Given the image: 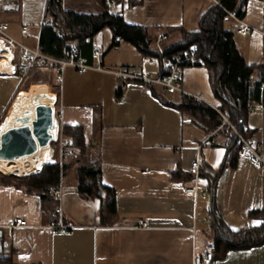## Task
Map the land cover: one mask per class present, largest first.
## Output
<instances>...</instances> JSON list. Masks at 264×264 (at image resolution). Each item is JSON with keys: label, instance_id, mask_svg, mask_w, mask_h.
Returning a JSON list of instances; mask_svg holds the SVG:
<instances>
[{"label": "crops", "instance_id": "obj_1", "mask_svg": "<svg viewBox=\"0 0 264 264\" xmlns=\"http://www.w3.org/2000/svg\"><path fill=\"white\" fill-rule=\"evenodd\" d=\"M110 1L118 5L109 10L112 14L149 31L154 50L164 44L157 43L159 34H167L165 44L177 42L182 32L198 31L201 18L218 5L216 0ZM13 2L15 7L0 13V24H6L9 35L25 47L37 49L47 0H8V6ZM239 7L240 22L228 18V30L235 32L245 63L255 67V81L264 74V0H238ZM62 9L97 15L103 6L99 0H63ZM241 24L251 28L245 37L236 34ZM24 26L29 28L28 37L20 31ZM113 43L109 29L93 38L91 48H98L101 55L92 52L87 62L84 59L92 68L85 73L52 65L22 74L19 50L10 59L12 68L0 72L2 117L24 88L32 86L30 93L49 92L59 127L82 128L86 145L84 161L74 162L72 147L71 157L56 158L60 164L73 163L58 185L59 201L53 196L42 200L24 186L0 184V252L13 264H193L194 255L212 249V207L232 232L261 224L250 214L264 209V166L253 167L241 148L229 166L227 153L236 138L218 127L211 130L179 110L184 95L118 78L115 72L137 71L155 79L161 66L153 58L142 66L143 57L133 45ZM59 74L62 80L56 83ZM181 82L188 98L198 96L209 108L222 110L204 66L184 67ZM120 87L123 92L117 97ZM244 130L261 145L264 155V103L250 107ZM49 149L45 163L53 162ZM196 160L202 170L191 179L190 166ZM81 164L97 169L101 184L111 190L115 215L107 218L108 224L99 217L107 193L100 200L86 198L77 190ZM186 188L197 191L188 193ZM57 207L73 228L52 235L49 228L58 220ZM16 219L25 225L14 227ZM10 227L11 237H7ZM211 264H264V244L220 257L215 254Z\"/></svg>", "mask_w": 264, "mask_h": 264}, {"label": "trees", "instance_id": "obj_2", "mask_svg": "<svg viewBox=\"0 0 264 264\" xmlns=\"http://www.w3.org/2000/svg\"><path fill=\"white\" fill-rule=\"evenodd\" d=\"M216 1L218 5L213 6L201 18L198 31L182 32L177 42L164 43L162 53H159L158 49H152L154 38L149 36V31L145 27L126 23L121 15L110 12L103 5V0H99L103 9L97 15L65 12L61 0H47L45 22L41 28L38 49L42 54L57 60H68L72 51L76 50L77 57L87 62L92 53V40L103 29L111 31L113 40L120 39L133 45L142 57L156 59L160 66L172 60L175 55L194 49L200 61L199 65L204 66L209 72L211 88L221 102L220 108L226 110L230 122L249 139L248 133L244 130L245 120L252 105L264 103V74L259 79L252 80L255 67L245 63L237 49L235 32L225 27L228 20L227 12H235L238 18L242 17L241 7L236 8L238 0ZM118 44L113 43L114 46ZM122 92L123 88L120 87L116 93L117 97ZM178 108L211 130L218 127L215 112L206 104L184 96ZM60 132L70 140L72 149L76 151L73 154L76 160L74 162L84 161L86 145L82 128L61 126ZM232 135L235 139V135L233 133ZM50 146L55 151L53 162L41 164L39 173H31L34 175L28 174L30 176L25 177L6 176L0 173V184L24 186L37 192L42 200L52 199V191L58 187L63 173L73 163L69 161L60 164L56 160L57 145L51 143ZM229 148L227 163L233 166L241 145L237 141L236 145ZM190 178H194L192 174ZM212 187L214 188V184ZM77 190L86 198L100 200L101 194L107 193V200L99 211V217L103 224H108L107 218L115 215L114 199L111 190L101 184L99 171L93 166L79 165ZM250 216L260 220L261 224L242 232H232L221 221L217 209L212 207L210 224L213 258L215 254L220 257L231 250L248 249L264 244V209L253 212ZM0 264L13 263L6 253L0 252Z\"/></svg>", "mask_w": 264, "mask_h": 264}, {"label": "built area", "instance_id": "obj_3", "mask_svg": "<svg viewBox=\"0 0 264 264\" xmlns=\"http://www.w3.org/2000/svg\"><path fill=\"white\" fill-rule=\"evenodd\" d=\"M63 1V0H61ZM103 5L108 9H116L118 5L110 0H103ZM15 7L14 2L11 6H8V0H0V13L9 11ZM227 18H231L237 22H240L236 17L235 12H227ZM251 28L246 24H241L240 28L236 30V34L240 37H245ZM21 33L25 36H29V28L27 26L21 27ZM168 40L167 36L164 34H159L156 38L158 44H163ZM121 40H114L115 43H119ZM0 43L4 46V50H6L10 54L11 60L14 59V54L16 50H19V57L24 63V67L22 68V74H26L28 70L37 68V69H47L52 65L58 66L60 69H64L67 67H71L76 69L79 73H85L88 70L92 69L87 66L83 59L77 57V51L73 50L68 60H57L51 57H48L42 54L39 49H31L25 47L19 41L11 37L8 33V26L6 24H0ZM159 53H162V46L158 48ZM93 54L97 57L101 55V52L98 48H93ZM151 62V58L143 57L142 58V66ZM200 61L197 59L196 51L194 49H190L188 51L183 52L182 54L175 55L172 60L169 62H164L160 67V74L155 79H150L143 72L139 73L137 71H125V72H115L114 74L123 80L130 81H139L145 83L147 85H157L162 87L167 93H180L184 96H189L182 88V71L186 66H195L199 65ZM62 78L59 74L56 77V83L61 82ZM194 100L204 103L203 100L198 96H190ZM211 107V106H210ZM211 109L216 114V121L218 122V129L226 130L235 135L236 140L241 145V150L248 153V158L250 164L259 168L264 166V155L262 152L261 145L254 141L253 139H247L242 133H240L236 127L230 122L228 118L227 112L224 110H219L217 108L211 107ZM252 111L255 112L257 109L254 107ZM2 120V116L0 115V121ZM54 122L56 123V134L52 139L51 143H55L57 145V153L60 161L69 158L72 156L71 151V142L68 138H65L60 133V127L58 125L57 116L54 114ZM50 143V144H51ZM50 147L51 157L54 155V149ZM202 166L199 161H194L190 166V173L194 178L198 177L201 173ZM40 170H35L34 174L39 173ZM6 176H16L14 174H5ZM32 174V175H34ZM21 177V176H17ZM61 188L56 187L52 191V196L54 200L59 201L61 199ZM195 188H186V192L188 193H196ZM55 215L58 217V220L55 224H53L49 229L52 235L57 233L65 234L70 229L73 228L72 224L65 221L63 218L62 210L60 207H57L54 211ZM25 223L22 219H16L14 227L24 226ZM144 226H146L144 224ZM13 227L8 229L7 237H11V230ZM213 260V254L210 249H205L201 255H194L192 259L193 264H211Z\"/></svg>", "mask_w": 264, "mask_h": 264}, {"label": "bare ground", "instance_id": "obj_4", "mask_svg": "<svg viewBox=\"0 0 264 264\" xmlns=\"http://www.w3.org/2000/svg\"><path fill=\"white\" fill-rule=\"evenodd\" d=\"M10 59V54L4 50V46L0 43V72L12 68L10 65ZM38 105L51 106L49 92H21L7 112V116L0 124V131L12 128L22 123L31 124L35 118V108ZM50 134L52 137L56 134L55 122L53 128L50 130ZM46 148H49V146L44 148L39 147L37 152L30 156L19 157L14 160H0V171L5 174L23 176L26 173L35 170V168H40L41 164L45 160L44 154Z\"/></svg>", "mask_w": 264, "mask_h": 264}, {"label": "water", "instance_id": "obj_5", "mask_svg": "<svg viewBox=\"0 0 264 264\" xmlns=\"http://www.w3.org/2000/svg\"><path fill=\"white\" fill-rule=\"evenodd\" d=\"M54 109L50 105H38L31 124L22 123L0 131V160H14L30 156L38 148L50 146L54 126ZM1 172V171H0Z\"/></svg>", "mask_w": 264, "mask_h": 264}, {"label": "rangeland", "instance_id": "obj_6", "mask_svg": "<svg viewBox=\"0 0 264 264\" xmlns=\"http://www.w3.org/2000/svg\"><path fill=\"white\" fill-rule=\"evenodd\" d=\"M83 1H86V0H83ZM88 1H90V0H88ZM64 6V5H63ZM229 25H230V23H225V27L228 29L229 28ZM36 71L34 70V71H32V73L31 74H33V73H35ZM33 86H35V85H33ZM32 87V86H31ZM31 87H30V89H28V87H26V88H24V91H22V92H25V93H28L30 90H31ZM46 90V89H45ZM17 99V98H16ZM15 99V100H16ZM14 100V101H15ZM7 116V113H5L4 114V116L2 117V120L0 121V124L2 123V121L4 120V118ZM50 148V147H49ZM51 153V152H50ZM45 161L46 160H44L43 161V163L42 164H44L45 163ZM35 170H39L38 168H35ZM35 170H33V171H31V172H28V173H26L25 175H23V176H21V177H25L26 175L28 176V174H31V173H34V171ZM1 173V172H0ZM1 174H3V173H1ZM4 175V174H3ZM30 176V175H29Z\"/></svg>", "mask_w": 264, "mask_h": 264}]
</instances>
